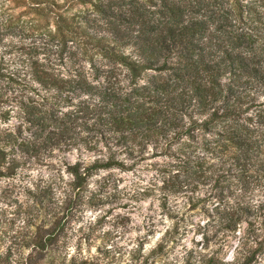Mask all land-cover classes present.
Here are the masks:
<instances>
[{
	"label": "clouds",
	"instance_id": "clouds-1",
	"mask_svg": "<svg viewBox=\"0 0 264 264\" xmlns=\"http://www.w3.org/2000/svg\"><path fill=\"white\" fill-rule=\"evenodd\" d=\"M56 3L63 6L66 0H56ZM11 5L12 0H0V13ZM223 8L237 33L254 37L257 48L264 45V40L253 31L254 27H259L256 22L264 20V0H224ZM64 11L71 16L76 9L68 12L65 7ZM49 31L55 33V26ZM21 43L28 44L30 41L3 37L0 58L8 64L9 71L20 69L21 64L12 63L19 59L16 54L8 56L4 53ZM130 51L131 48H127L124 54L128 55ZM38 59L41 63H48L43 55ZM51 60L56 74L63 80L76 79L77 71L82 70L90 83L96 86L104 83L103 76L100 80L91 79L93 69L87 60L75 63L66 56L64 65H60L54 56ZM97 66L103 68V65ZM29 80L40 95L31 90L23 93L22 89L7 91L6 94L0 92L3 100L7 101H0V114L9 113L7 120L0 118V151L7 154L5 161L0 163V172L6 173L13 161L20 164L15 177H0V264H30V257H36L40 251L36 246L38 235L52 229L56 214L63 216L66 204L73 201H76L77 207L72 218L59 238L44 249L39 264H49L50 261L53 264H145V260L148 264H207L213 258L216 264H246L247 258L264 243V172L258 171L247 190L238 180L231 181L230 189L224 192L223 203L215 194L214 179L208 180L206 185L194 181L198 183V190H189L188 175L182 163L187 157L181 155V149L192 156L193 161L200 158L207 165L218 167L221 160L204 151V141L207 140L209 146L216 149L218 142H224L217 133L227 135L225 126L216 128L210 134L202 133L198 127L196 131L201 135L192 141L187 135L176 139V129L158 120L156 127L163 128L167 136V140L161 137L159 143L155 139L136 142L130 139L127 144L116 148L115 135L110 137L109 147L116 153L115 159L130 170L98 167V162H107L108 147L101 142L99 131L84 129L83 121L76 126L78 135L71 142L61 144L59 148L48 145L47 151L43 150V141H37L28 130L20 101L28 103L34 99L35 105L40 106L47 99L49 106L56 108L57 120H64L66 114L75 113L77 108L58 104L53 99L55 90L45 92L39 84ZM121 84L128 92L132 87H149L145 79H138L131 86L122 79ZM220 84L224 87V94L216 101L218 106L228 107L236 96L248 98V103L234 120L226 121V126L231 131L249 134L258 150L257 159L264 161V82L257 80L243 87L233 85L236 95L231 97L227 92L228 85L232 84L231 74L221 77ZM81 102L94 108L101 103V98L88 94L73 97L74 105ZM195 107L193 101L189 114L192 120L203 125L207 116L197 115L192 111ZM44 110L47 111V107ZM179 115L185 127L192 125L188 115ZM87 124L91 127L96 121L89 119ZM21 126L22 136H18L17 130ZM49 131L59 132L60 129L52 124ZM104 132L107 134V129ZM8 134L20 142H33L40 152L39 163L35 157L28 160L19 149L13 152L14 146L5 139ZM241 139L246 140L248 136ZM88 145H94L98 151H90ZM77 168L80 176L87 177L83 191L76 187L77 175L72 169ZM213 172L206 168L207 177H212ZM174 177H178L177 182L184 183L186 189L180 196L164 190L165 181ZM229 191L233 194L230 195ZM48 196L54 201L52 214L43 211L38 202L43 200L46 203ZM188 197L192 200L206 199L207 202L192 211ZM93 200L103 203L92 207L90 202ZM164 204L166 207L162 206ZM204 207L210 216L201 211ZM217 208L221 213L227 211L242 219L235 222L231 230H226L224 224L228 221L217 215ZM242 209L249 214L245 215ZM161 247L163 252L159 251ZM257 260L264 264V255L258 254ZM31 264H37V261L33 259Z\"/></svg>",
	"mask_w": 264,
	"mask_h": 264
},
{
	"label": "trees",
	"instance_id": "trees-1",
	"mask_svg": "<svg viewBox=\"0 0 264 264\" xmlns=\"http://www.w3.org/2000/svg\"><path fill=\"white\" fill-rule=\"evenodd\" d=\"M12 3L0 13V43L13 26L15 15L12 10L24 5L33 13L31 21H38L39 26L42 21H47L48 36L56 39L63 49L76 46L77 50L70 54L69 60L75 63L82 60L90 62L92 80L104 77V83L96 86L90 83L89 77L81 70L77 71L76 79L66 81L56 74L52 65L34 64L32 80L45 92L52 93L55 90L53 99L58 104L77 108L75 113L66 114L64 120H57L56 108L49 106L47 99L40 106L35 105L34 99L28 103L20 101L25 123L29 125L28 130L37 141H43L45 152L48 145L59 148L61 144L71 142L78 135L76 126L83 121L84 129L89 132L99 131L101 142L108 147L107 162H98L97 166L127 171L130 169L115 159L116 153L109 147L110 137L115 135L116 148L127 144L130 139L133 142L155 139L159 143L161 137L167 140L163 128L156 127V122L163 120L176 129V139L187 135L192 141L201 135L196 131L198 127L202 133L209 134L220 126L226 127V136L217 133L224 142H218L216 149L211 148L207 140L204 141V151L221 160L218 167L207 165L200 158L193 161L192 156L181 149V155L187 157L182 162L184 169L191 176L187 181L189 190H196L198 183L193 182L198 179L205 182L216 177L215 181L220 182L222 178L230 176L246 189L249 180L256 177L258 171L264 172V161L257 159L258 150L250 135L231 131L226 126V121L235 119L248 103V98L236 96L228 107L216 104L224 94L220 79L229 73L232 84L227 87L228 97L236 95L233 85L243 87L257 80L264 82V45L257 48L254 37L239 34L232 28L231 19L223 8L224 0H66L63 6L58 5L56 0H12ZM65 7L68 12L73 9L76 11L69 16L64 11ZM256 23L259 27H254L253 31L264 40V20ZM53 25L55 33L49 31ZM127 48H131V51L125 55L124 50ZM64 62L65 57L59 64L64 65ZM97 65H103V68ZM122 79L128 81L129 86L134 85L138 79H145L149 87H132L128 92L121 84ZM29 90L40 95L32 84L23 93ZM80 94L98 95L101 103L94 108L84 102L74 105L73 97L78 98ZM0 101L7 103L2 96ZM193 101L196 107L192 111L207 116L203 125L192 120L189 114ZM46 107L47 111L44 110ZM180 113L188 115L192 120L190 127H185ZM0 118L7 120L9 113L0 114ZM89 119H94L96 124L89 127ZM52 124L60 131H49ZM104 129H107V134ZM17 135L22 136V126L18 128ZM242 136H248V139L242 140ZM5 139L14 146L13 152L19 149L25 156H40L33 142H20L11 134ZM88 147L90 151H98L94 145ZM6 156L5 152L0 151V163L5 161ZM176 158L179 160V157ZM18 167L20 164L13 161L7 172H0V176H12ZM206 168L209 172L215 170L212 177L206 176ZM72 171L77 175L76 187L83 191L87 177L80 176L78 168ZM165 185L170 194L186 191L184 183L176 181ZM188 198L192 203V198ZM46 201L38 202L43 211L52 214L54 210L51 205L54 201L51 196L46 197ZM73 204L74 201L66 204L63 216L56 214L52 229L38 235L36 246L40 251L36 257H30V264L33 259L39 264L44 249L49 248L64 232ZM194 205L192 203L191 208ZM162 206L166 207V204ZM242 211L245 215L249 214L246 210ZM217 213L222 220L228 221L224 224L226 230H231L233 224L242 219L234 213H221L219 208ZM249 226L254 227L252 224ZM159 251L163 252V247ZM251 262L249 256L246 264ZM145 264H148L147 260ZM207 264H216V261L213 258Z\"/></svg>",
	"mask_w": 264,
	"mask_h": 264
},
{
	"label": "rangeland",
	"instance_id": "rangeland-1",
	"mask_svg": "<svg viewBox=\"0 0 264 264\" xmlns=\"http://www.w3.org/2000/svg\"><path fill=\"white\" fill-rule=\"evenodd\" d=\"M13 5V3H12ZM12 13H14L15 17L12 21V28L10 31L7 32L5 36H12L15 39H19L21 41H30L28 44L21 43L20 45H14L10 49H6L4 55L12 56L13 54H16L19 59L12 61V63H19L21 64V68L17 69L15 71H9L8 70V64L3 62L2 58H0V69L3 74L0 76V91L6 93L7 91H14L15 89H22L23 91L25 88L30 85V80L33 81L32 77V70L35 63H38L40 65L44 64L41 63L38 59L39 56L43 55L48 60V63L46 65H52L51 57H56L57 60L61 61L63 57H69L70 54H72L73 51L77 50L76 46L73 45L66 49H63L61 45L58 44V41L56 39H53L52 37L48 36V26L47 21H42V24L39 26L38 21H31L30 18L32 17L33 13L30 9H28L26 6H17L12 10ZM3 43V39L0 44ZM26 69V71H25ZM28 160L36 158L37 163H39V156H26ZM184 171L187 173L188 178H190V173L187 172V170L184 169ZM17 174V173H16ZM16 174L12 176H0V177H7V178H13L16 176ZM195 179H198L195 177ZM216 179V177L211 178ZM208 179V180H211ZM208 180L203 182L202 180H197L196 182L207 184ZM233 177H225L220 180V182H214L213 188L215 190V194L217 195V198H219L222 201H224V192L225 190L230 189L231 187V181H233ZM178 181V177L172 178V180L165 181V184H171L172 182ZM252 181V178L249 180ZM250 182L246 186V190L250 185ZM166 191V185L165 189ZM196 190H198V186L196 187ZM195 190V191H196ZM184 193H171V195L174 196H180ZM229 194L232 195L229 191ZM7 195V190H6ZM29 195H32L29 193ZM79 199V198H78ZM77 199V200H78ZM206 199L201 200H192V203L195 205L193 208H191L192 211H195L201 204H206ZM18 203V202H17ZM103 201H96L93 200L90 202V205L92 207L98 206V204H102ZM191 203V206H192ZM223 203V202H222ZM77 204L76 201H74L72 212L69 215L68 219L72 218L73 211L76 209ZM19 211V210H18ZM206 215H211L207 208L204 207L201 209ZM217 213V209H215ZM109 215L111 212L109 211ZM218 215V213H217ZM14 223V221H13ZM31 223V221H29ZM262 254L264 255V243L260 245V247L253 252L250 257L252 258L251 264H262L261 261L257 260V255Z\"/></svg>",
	"mask_w": 264,
	"mask_h": 264
}]
</instances>
